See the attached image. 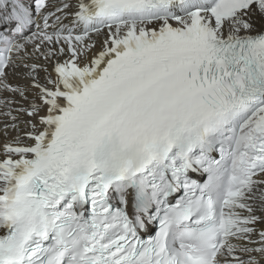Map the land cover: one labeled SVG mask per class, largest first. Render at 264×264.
<instances>
[{"label":"snow or ice","instance_id":"6c2138e0","mask_svg":"<svg viewBox=\"0 0 264 264\" xmlns=\"http://www.w3.org/2000/svg\"><path fill=\"white\" fill-rule=\"evenodd\" d=\"M21 67L0 264H264V0H0L27 101Z\"/></svg>","mask_w":264,"mask_h":264},{"label":"bare ground","instance_id":"6f19581e","mask_svg":"<svg viewBox=\"0 0 264 264\" xmlns=\"http://www.w3.org/2000/svg\"><path fill=\"white\" fill-rule=\"evenodd\" d=\"M92 39H93V42L96 44V47L98 49V48H100L101 42L106 39V33L104 32L103 35H98V36L97 35H94L92 37ZM38 62H39V64H42L44 68H47L48 73H51L50 72V67H51V63L52 62H49V64L48 63H43L42 61H38ZM16 72L19 73L20 70H17ZM46 75H47V73L44 74V71L43 70H41L40 72H38L37 79H38V81H39V83L41 85H44L45 84V77H46ZM17 81H18V84L22 87V89H24L26 91V95H27L28 99H27V101H25V100L22 101V106L25 109H28L30 102H32V101L35 100L36 90L29 87L30 81L27 78H24V80L17 79ZM37 103H38V101H37ZM43 114H44L43 112L40 113V115H43ZM27 121H29V119H26V118L23 117L21 119V122H20L19 127H18L21 130V132L18 133V134H10L9 137L13 139V137H17L21 133H28V132H30V127H27L26 126ZM33 121L35 122L34 119H33ZM22 122H24V123L22 124ZM21 140H22V142L25 141L23 138H21Z\"/></svg>","mask_w":264,"mask_h":264}]
</instances>
